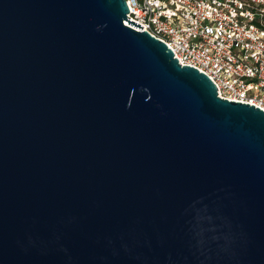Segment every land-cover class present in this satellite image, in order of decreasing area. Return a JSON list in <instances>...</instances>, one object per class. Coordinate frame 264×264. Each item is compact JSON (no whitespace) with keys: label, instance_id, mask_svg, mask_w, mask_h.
Listing matches in <instances>:
<instances>
[{"label":"water","instance_id":"95a60500","mask_svg":"<svg viewBox=\"0 0 264 264\" xmlns=\"http://www.w3.org/2000/svg\"><path fill=\"white\" fill-rule=\"evenodd\" d=\"M128 12L0 0V264H264V112Z\"/></svg>","mask_w":264,"mask_h":264},{"label":"built area","instance_id":"2783aa9c","mask_svg":"<svg viewBox=\"0 0 264 264\" xmlns=\"http://www.w3.org/2000/svg\"><path fill=\"white\" fill-rule=\"evenodd\" d=\"M126 20L163 42L219 98L264 112V0H125Z\"/></svg>","mask_w":264,"mask_h":264}]
</instances>
